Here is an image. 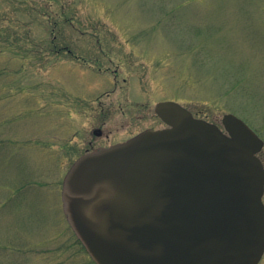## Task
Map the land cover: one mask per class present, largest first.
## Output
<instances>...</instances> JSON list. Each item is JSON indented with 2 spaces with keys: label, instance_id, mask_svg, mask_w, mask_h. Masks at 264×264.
Instances as JSON below:
<instances>
[{
  "label": "rangeland",
  "instance_id": "1",
  "mask_svg": "<svg viewBox=\"0 0 264 264\" xmlns=\"http://www.w3.org/2000/svg\"><path fill=\"white\" fill-rule=\"evenodd\" d=\"M165 101L264 141V0H0V264H95L64 178L86 149L167 128Z\"/></svg>",
  "mask_w": 264,
  "mask_h": 264
},
{
  "label": "water",
  "instance_id": "2",
  "mask_svg": "<svg viewBox=\"0 0 264 264\" xmlns=\"http://www.w3.org/2000/svg\"><path fill=\"white\" fill-rule=\"evenodd\" d=\"M169 126L85 154L67 173L64 213L95 264H258L264 254L263 140L176 102Z\"/></svg>",
  "mask_w": 264,
  "mask_h": 264
},
{
  "label": "flooded vegetation",
  "instance_id": "3",
  "mask_svg": "<svg viewBox=\"0 0 264 264\" xmlns=\"http://www.w3.org/2000/svg\"><path fill=\"white\" fill-rule=\"evenodd\" d=\"M57 50H61V48H59V49H57ZM66 51H68V52H70L71 54H73V52H72V50L70 49V50H66ZM76 58L77 59H81L79 56H77L76 55ZM76 59V60H77ZM73 60H75V59H73ZM85 64H87V62H88V59L87 58H85ZM78 71V70H77ZM112 72H114L115 73V78H116V80H117V77H118V72H119V69H112ZM120 73V72H119ZM114 78V79H115ZM123 80L124 81H126L127 80V78H123ZM155 110H156V107H155ZM103 112H104V110H103ZM107 115V114H106ZM106 115H104L105 116V118H106ZM150 129H152L151 127H149L147 130H150ZM92 135L93 136H95V137H103L104 136V132H103V128L102 127H99V128H95V129H93L92 130ZM138 135V134H137ZM108 136V135H107ZM136 136V135H135ZM134 137V136H133ZM132 137H130L129 139H131ZM129 139H127V140H129ZM126 140V141H127ZM124 142V141H123ZM121 143V142H120ZM92 144H93V142L90 140L89 142H88V145H90V146H92ZM116 144H118V143H116ZM113 145H115V144H113ZM113 145H110V146H113ZM109 146V147H110ZM103 148H107V146H104V145H101V146H99V147H97V148H93L92 150L91 149H86V152H85V154L86 153H89V152H92V151H94V150H100V149H103ZM84 155V154H83ZM82 155V156H83ZM80 158V157H79ZM262 161V160H261ZM262 163H263V166H264V162L262 161ZM263 200H264V197H263Z\"/></svg>",
  "mask_w": 264,
  "mask_h": 264
}]
</instances>
